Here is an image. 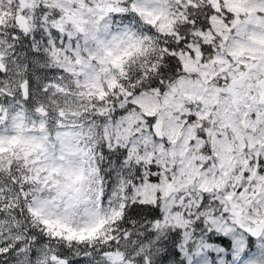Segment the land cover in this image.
I'll list each match as a JSON object with an SVG mask.
<instances>
[{
	"label": "snow or ice",
	"instance_id": "1",
	"mask_svg": "<svg viewBox=\"0 0 264 264\" xmlns=\"http://www.w3.org/2000/svg\"><path fill=\"white\" fill-rule=\"evenodd\" d=\"M0 264H264V0H0Z\"/></svg>",
	"mask_w": 264,
	"mask_h": 264
}]
</instances>
